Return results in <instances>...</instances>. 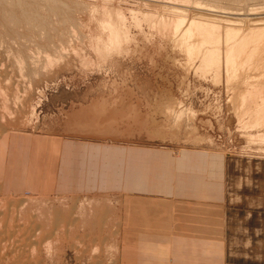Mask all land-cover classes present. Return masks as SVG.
Masks as SVG:
<instances>
[{
	"label": "rangeland",
	"instance_id": "rangeland-1",
	"mask_svg": "<svg viewBox=\"0 0 264 264\" xmlns=\"http://www.w3.org/2000/svg\"><path fill=\"white\" fill-rule=\"evenodd\" d=\"M7 1L0 0V154L5 140L30 133L114 141L117 158L127 147L173 156L206 149L221 167L227 223L213 224L205 254L181 259L264 264V53L239 58L234 75L222 55L226 28L264 24V0ZM174 8L184 23L218 24L220 39L210 44L220 55L205 53L204 63L212 48L198 32L187 55L160 25ZM256 17L258 25L248 21ZM118 212L115 194L38 195L0 180V264H117Z\"/></svg>",
	"mask_w": 264,
	"mask_h": 264
},
{
	"label": "crops",
	"instance_id": "crops-1",
	"mask_svg": "<svg viewBox=\"0 0 264 264\" xmlns=\"http://www.w3.org/2000/svg\"><path fill=\"white\" fill-rule=\"evenodd\" d=\"M15 138L5 140L0 154L3 183L38 195L119 196L117 264H186L182 257L211 247L213 224L226 226L221 167L214 168L206 149L173 156L127 147L117 158L110 140L55 133Z\"/></svg>",
	"mask_w": 264,
	"mask_h": 264
},
{
	"label": "bare ground",
	"instance_id": "bare-ground-1",
	"mask_svg": "<svg viewBox=\"0 0 264 264\" xmlns=\"http://www.w3.org/2000/svg\"><path fill=\"white\" fill-rule=\"evenodd\" d=\"M5 1V0H4ZM7 1V0H6ZM20 1V0H19ZM3 2V1H2ZM1 2V3H2ZM8 2V1H7ZM22 2V1H21ZM26 2H27V0H26ZM4 3V2H3ZM6 3V2H5ZM22 5H24V4H22ZM26 5V4H25ZM3 6V5H2ZM15 6V5H14ZM6 7V6H5ZM12 7V6H11ZM24 7V6H23ZM3 8H4V6H3ZM12 8H14V7H12ZM22 8V7H21ZM176 8V7H175ZM174 8V11L176 10ZM179 8H182V7H179ZM7 10V9H6ZM33 10H35V9H33ZM32 10V11H33ZM180 10V9H179ZM187 10V9H186ZM27 11V10H26ZM29 11V10H28ZM176 11H178V10H176ZM175 11V13L173 14V15H170V16H173L172 18H170V19H166V18H162L161 20H160V25H162V27L164 28V31L167 29L168 30V32L170 31V32H172V34L179 40V42H180V46H185L184 48H185V51L187 52V55L188 56H192V53H194L195 54V48H197V38L198 37H200V38H202V40L203 41H205V42H209V44L211 43L212 44V42L215 40V39H217V36L219 35V30L218 29H214L215 28V26L217 27L218 26V24L217 25H214L213 23H209V22H202V21H196L195 19H193V20H190L189 18H188V22L187 23H184V20L187 18H185V19H183L182 17V15H178L177 14V12ZM12 12V11H11ZM18 12V11H17ZM16 12V13H17ZM179 12V11H178ZM181 12V11H180ZM183 13V12H182ZM197 13H199V14H201L202 16L204 15V16H206V17H210L209 18V20L210 19H215V20H220V21H222V19H225L224 18V16L223 15H220V14H216V13H213V12H207V11H197L196 12V14ZM1 14H3V13H1ZM9 15V14H8ZM7 15V16H8ZM33 15V14H32ZM195 15V14H194ZM25 16V15H24ZM28 16H30V15H28ZM169 16V15H168ZM182 16V17H181ZM197 16V15H196ZM198 16H200V15H198ZM21 17H22V14H21ZM27 17V16H26ZM31 17V16H30ZM190 18H192V17H190ZM196 18H198V17H196ZM200 18H201V16H200ZM200 18H198V19H200ZM23 19H25V17L23 18ZM156 19V18H155ZM205 19V18H204ZM203 18H202V20H204ZM228 18H226V22L227 21H229L230 22V20H227ZM237 19V18H236ZM159 20V19H158ZM157 20V21H158ZM190 20V21H189ZM201 20V19H200ZM206 20H208V19H206ZM214 20V21H215ZM232 20V19H231ZM233 20H235V19H233ZM260 20H262V19H260V18H248V21H252V22H256V21H258V23H256V25H258L259 24V21ZM156 21V22H157ZM213 21V20H212ZM236 21V20H235ZM159 22V21H158ZM224 22V21H223ZM232 23H234V21H231ZM245 22V21H244ZM251 22V23H252ZM225 23V22H224ZM157 24H159V23H157ZM250 24V23H249ZM44 25V24H43ZM156 25V24H155ZM252 25V24H251ZM254 25V24H253ZM252 25V26H253ZM255 25V26H256ZM160 27V26H159ZM225 27V26H224ZM223 27V28H224ZM227 27V26H226ZM219 28V27H218ZM234 28V27H233ZM248 27H246V29H247ZM239 29V28H238ZM237 28L236 29H232V28H230V27H228V28H226L225 29V41H224V43H225V50L223 51V56H224V59H223V62L225 63V68H226V74H228V75H231L234 71H233V69L235 68L234 67V64L238 61V60H240L241 59V62L242 61H249V58L250 57H246V56H248V54H253V52L256 50H260L259 52H261V51H264V24L262 25V24H260V25H258V26H256V27H251V28H249V30L248 31H246V29L244 30V29H242V27H241V32H240V30H238ZM160 30V29H159ZM162 31H163V29H161ZM244 30V32L246 31V32H248L247 34V37H246V40H244L243 41V39H240V40H242V42H239V40L236 38V34L237 33H242V31ZM163 31V32H164ZM223 31H224V29H223ZM221 32V34L222 33H224V32ZM195 32H198L197 34H199V36L196 38V34H195ZM243 32V33H244ZM246 34V33H245ZM241 35V34H240ZM220 36V35H219ZM218 36V37H219ZM244 36V35H243ZM245 37V36H244ZM244 37H242V38H244ZM199 38V39H200ZM239 38V37H238ZM198 39V40H199ZM219 39H220V37H219ZM219 39H217V40H219ZM201 40V39H200ZM174 41V40H173ZM176 41V40H175ZM197 41V42H196ZM202 41V42H203ZM202 42H200L201 44H203ZM216 43H218V41H215ZM224 43H223V45H224ZM178 44V43H177ZM206 44V43H205ZM210 44V45H211ZM214 45H216V44H214ZM178 46H179V44H178ZM208 46V45H207ZM213 45H211L210 47L212 48V50H205L203 53H204V56H203V61H204V63H208L206 60L208 59H206V55L209 53V52H212V51H216L217 52V55H220V53H219V49L218 50H215V49H213V47H212ZM217 47H218V45H216ZM215 46V47H216ZM209 47V48H210ZM208 48V49H209ZM217 49V48H216ZM195 50V51H194ZM259 52H256L257 53V55H262L264 52H262L261 54H259ZM202 53V54H203ZM205 53H206V55H205ZM255 54V53H254ZM194 57V56H193ZM261 57V56H260ZM260 57H255L256 59L258 58H260ZM240 58V59H239ZM242 58H244L243 60H242ZM254 58V57H253ZM217 59H218V56H217ZM217 59H215V60H213V62H214V64H216V62H217ZM252 59V58H251ZM255 60V61H259V60ZM262 60H263V56H262V58H261ZM190 60V59H189ZM192 60V59H191ZM202 61V62H203ZM252 62L254 61V60H251ZM250 61V62H251ZM193 62V61H192ZM219 62V61H218ZM246 63V62H245ZM254 63H256V62H254ZM203 67V66H202ZM237 67V66H236ZM201 68V67H200ZM235 70H236V68H235ZM239 70V69H238ZM236 73H237V71H235ZM241 72H242V70H241ZM238 74V73H237ZM242 74V73H241ZM253 74V73H252ZM232 75H234V74H232ZM236 75V74H235ZM251 75V74H250ZM254 75V74H253ZM255 75H256V73H255ZM237 76V75H236ZM236 76H234V77H236ZM258 76V75H257ZM255 77V76H254ZM250 78V77H249ZM245 79V78H244ZM228 80H232L231 78L230 79H228ZM242 79H240V81H241ZM246 80H248V79H246ZM235 81V80H234ZM244 82V81H243ZM250 82V81H249ZM229 83H230V81H229ZM251 83V82H250ZM247 84H249V83H247ZM240 90V89H239ZM237 92V91H236ZM242 96V95H241ZM241 98H243V97H241ZM240 98V99H241ZM239 102V101H238ZM239 104V103H238ZM237 104V105H238ZM239 107H240V104H239ZM238 107V108H239ZM237 108V107H236ZM237 108V109H238ZM236 109V110H237ZM232 111H233V109H232ZM238 114V113H237Z\"/></svg>",
	"mask_w": 264,
	"mask_h": 264
}]
</instances>
